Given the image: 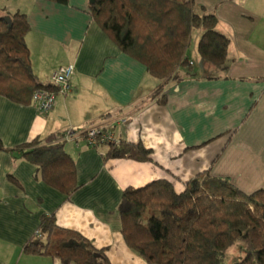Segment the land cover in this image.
<instances>
[{
  "label": "crops",
  "instance_id": "obj_1",
  "mask_svg": "<svg viewBox=\"0 0 264 264\" xmlns=\"http://www.w3.org/2000/svg\"><path fill=\"white\" fill-rule=\"evenodd\" d=\"M192 1L212 12L229 37V68L222 73L200 60L195 68L188 59L191 75L158 81L99 28L90 0H11L29 24L25 41L37 81L46 85L59 67L74 72L70 92L57 95L47 113L0 96V264H61L22 252L42 217L105 249L110 264H145L121 235L117 206L125 189L165 180L181 193L202 172L246 194L264 189V0ZM90 126L142 144L151 161L104 162L101 147L65 139ZM34 139L64 144L76 170L70 196L45 184L36 166L13 151Z\"/></svg>",
  "mask_w": 264,
  "mask_h": 264
},
{
  "label": "trees",
  "instance_id": "obj_2",
  "mask_svg": "<svg viewBox=\"0 0 264 264\" xmlns=\"http://www.w3.org/2000/svg\"><path fill=\"white\" fill-rule=\"evenodd\" d=\"M89 9L120 52L142 64L155 80L178 81L192 74L187 50L194 29L200 31L196 50L201 60L222 73L229 68V37L218 30L216 16L192 0H95ZM4 16L10 18V27L1 19ZM4 16L0 13V96L26 106L33 104L38 90L58 93L53 85L37 81L25 41L26 16L17 11ZM162 90L163 84L156 94ZM158 102L164 103V96ZM88 129L76 138L101 147L104 162L151 161V152L140 143L109 144L97 137L89 144ZM13 151L36 166L48 186L66 196L77 189L75 163L63 143L42 146L34 139ZM117 212L124 243L145 264H225L234 247L242 256L233 264H264V189L246 194L229 180L202 172L186 182L181 193L165 180L127 188ZM105 251L76 232L57 227L53 217L41 218L22 249L25 255L56 258L61 264H110Z\"/></svg>",
  "mask_w": 264,
  "mask_h": 264
},
{
  "label": "built area",
  "instance_id": "obj_3",
  "mask_svg": "<svg viewBox=\"0 0 264 264\" xmlns=\"http://www.w3.org/2000/svg\"><path fill=\"white\" fill-rule=\"evenodd\" d=\"M74 68L72 65L59 67L53 72L49 78V84L53 85L58 89V93L47 91V90H38L33 95V105L37 111L41 113L49 112L55 103V98L57 95H66L70 92V80L72 78ZM127 120L122 119L121 122L125 123ZM76 134L72 132H67L65 139L76 138ZM99 138L100 142L117 144L118 139L113 136L109 131L104 130L103 128L91 127L87 130L86 140L89 144H94L95 139Z\"/></svg>",
  "mask_w": 264,
  "mask_h": 264
},
{
  "label": "rangeland",
  "instance_id": "obj_4",
  "mask_svg": "<svg viewBox=\"0 0 264 264\" xmlns=\"http://www.w3.org/2000/svg\"><path fill=\"white\" fill-rule=\"evenodd\" d=\"M13 7H14V4L11 3V0H0V13L3 16L6 15L7 13L13 12L14 11ZM199 32L200 31L198 29H194L192 31L191 39H190V45H189L188 50H187V58L195 63V68L199 67L198 66L199 60L203 64H207L210 67H214V66L209 65L208 63L202 61L200 59L198 53H197L196 43H197V39L199 36ZM210 72L212 73L213 71H210ZM207 74H209V72ZM241 256H242V254H238V247H234L230 250L229 255L225 261V264H233L234 262L239 260Z\"/></svg>",
  "mask_w": 264,
  "mask_h": 264
},
{
  "label": "water",
  "instance_id": "obj_5",
  "mask_svg": "<svg viewBox=\"0 0 264 264\" xmlns=\"http://www.w3.org/2000/svg\"><path fill=\"white\" fill-rule=\"evenodd\" d=\"M95 0H90V4L91 3H94ZM4 22L8 23L9 24V27L11 26L10 25V18L8 16H4L1 18Z\"/></svg>",
  "mask_w": 264,
  "mask_h": 264
}]
</instances>
